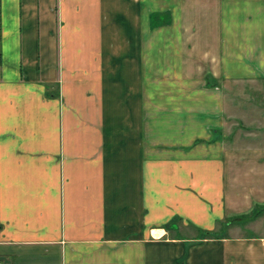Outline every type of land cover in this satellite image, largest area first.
I'll return each instance as SVG.
<instances>
[{
    "label": "crops",
    "instance_id": "1",
    "mask_svg": "<svg viewBox=\"0 0 264 264\" xmlns=\"http://www.w3.org/2000/svg\"><path fill=\"white\" fill-rule=\"evenodd\" d=\"M259 78L264 0H0V264H264Z\"/></svg>",
    "mask_w": 264,
    "mask_h": 264
},
{
    "label": "rangeland",
    "instance_id": "2",
    "mask_svg": "<svg viewBox=\"0 0 264 264\" xmlns=\"http://www.w3.org/2000/svg\"><path fill=\"white\" fill-rule=\"evenodd\" d=\"M227 93L232 142L243 140V130H248L259 134L258 141L263 143L264 79L246 81L239 88L233 84Z\"/></svg>",
    "mask_w": 264,
    "mask_h": 264
},
{
    "label": "trees",
    "instance_id": "3",
    "mask_svg": "<svg viewBox=\"0 0 264 264\" xmlns=\"http://www.w3.org/2000/svg\"><path fill=\"white\" fill-rule=\"evenodd\" d=\"M203 235H204V237H209V236H212L214 234L211 231L205 230V231H203Z\"/></svg>",
    "mask_w": 264,
    "mask_h": 264
}]
</instances>
